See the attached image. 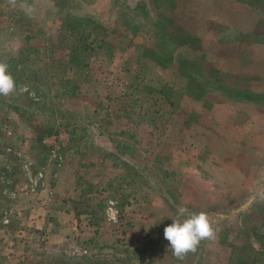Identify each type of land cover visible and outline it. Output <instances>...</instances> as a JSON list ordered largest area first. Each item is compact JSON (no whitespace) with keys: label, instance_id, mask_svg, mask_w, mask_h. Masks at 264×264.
<instances>
[{"label":"rangeland","instance_id":"374dc122","mask_svg":"<svg viewBox=\"0 0 264 264\" xmlns=\"http://www.w3.org/2000/svg\"><path fill=\"white\" fill-rule=\"evenodd\" d=\"M60 11L0 0L17 85L0 96V264H264V0H68L97 26L78 70ZM200 212L216 238L179 260L164 228Z\"/></svg>","mask_w":264,"mask_h":264},{"label":"clouds","instance_id":"9594fccd","mask_svg":"<svg viewBox=\"0 0 264 264\" xmlns=\"http://www.w3.org/2000/svg\"><path fill=\"white\" fill-rule=\"evenodd\" d=\"M15 3V0H10ZM31 12V9H28ZM7 63L0 62V96H9L17 91L14 77L8 70ZM20 91H27L25 86H21ZM110 206L106 209L107 219L116 222L118 212L115 202H109ZM179 214L185 215L187 209L180 208ZM173 222L164 228V238L169 242L172 254L179 260H183L189 253H194L202 241L214 240L216 230L212 221L206 213H192L187 218L172 220Z\"/></svg>","mask_w":264,"mask_h":264},{"label":"trees","instance_id":"16d2710c","mask_svg":"<svg viewBox=\"0 0 264 264\" xmlns=\"http://www.w3.org/2000/svg\"><path fill=\"white\" fill-rule=\"evenodd\" d=\"M66 1L68 0H52L53 5L61 11H63ZM61 11L58 15L55 31L60 36V41L64 42L60 47L65 51L63 62L76 70L83 69L87 66L85 55L90 56L93 53L94 47H97L90 40L91 31L95 30L97 26L88 17L73 15L68 11ZM102 35L104 36V34ZM25 53L28 55L27 52ZM81 71H76L71 81H77L81 76ZM244 97L248 98L247 95H244ZM147 246L148 248L150 247L149 242Z\"/></svg>","mask_w":264,"mask_h":264},{"label":"built area","instance_id":"2783aa9c","mask_svg":"<svg viewBox=\"0 0 264 264\" xmlns=\"http://www.w3.org/2000/svg\"><path fill=\"white\" fill-rule=\"evenodd\" d=\"M7 133H9V131H7ZM54 141H55V137L53 135H48V136H45L44 138H42V142L45 143L46 145H50ZM37 175H38V177H41L40 172H37ZM33 183H35V182H33ZM25 186L28 187L26 184L23 187L25 188ZM28 189L34 190L33 186H29Z\"/></svg>","mask_w":264,"mask_h":264}]
</instances>
